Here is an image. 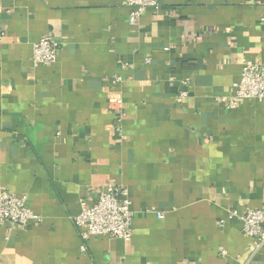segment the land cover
<instances>
[{
    "label": "crops",
    "instance_id": "crops-1",
    "mask_svg": "<svg viewBox=\"0 0 264 264\" xmlns=\"http://www.w3.org/2000/svg\"><path fill=\"white\" fill-rule=\"evenodd\" d=\"M131 12L126 0H0V186L41 217L0 224V264L252 257L229 213L264 210V99L228 103L244 62L264 63V0ZM45 35L58 58L35 66ZM108 183L128 189L133 236L85 241L73 219Z\"/></svg>",
    "mask_w": 264,
    "mask_h": 264
},
{
    "label": "built area",
    "instance_id": "built-area-1",
    "mask_svg": "<svg viewBox=\"0 0 264 264\" xmlns=\"http://www.w3.org/2000/svg\"><path fill=\"white\" fill-rule=\"evenodd\" d=\"M163 0H126L132 8L131 22L148 10H158ZM59 45L49 35L43 36L33 45L32 61L35 66L52 65L58 58ZM119 80L117 78L114 81ZM264 99V63L246 60L243 64L239 81L233 84V96L228 108H234L243 100ZM111 110H118V127L121 130L123 100L115 99ZM27 196L17 195L0 186V224H7L8 231L25 229L31 220L40 221L41 217L27 207ZM128 189L120 184L108 183L100 191L98 200L91 206L83 204L81 212L74 217V223L81 229L82 239L87 241L93 236H108L113 239L129 241L133 236L134 212L131 208ZM231 218H237L242 223L243 233L253 240L254 253L245 262L235 264H250L253 257L264 247V210L249 208L243 213H229ZM161 217V216H160ZM85 250V245L82 246ZM226 254L225 251L222 252ZM233 264V263H229Z\"/></svg>",
    "mask_w": 264,
    "mask_h": 264
}]
</instances>
